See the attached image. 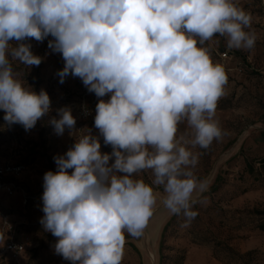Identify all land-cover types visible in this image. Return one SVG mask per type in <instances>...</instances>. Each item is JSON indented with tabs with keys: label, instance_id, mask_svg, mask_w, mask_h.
Masks as SVG:
<instances>
[{
	"label": "clouds",
	"instance_id": "obj_1",
	"mask_svg": "<svg viewBox=\"0 0 264 264\" xmlns=\"http://www.w3.org/2000/svg\"><path fill=\"white\" fill-rule=\"evenodd\" d=\"M217 35L230 49H251L257 40L251 14L236 0H0L6 124L28 131L50 111L48 93L24 86L9 59L41 64L23 42L28 38L53 37L48 47L65 62L60 83L79 77L100 98L94 127L112 151L102 153L88 130L43 177L40 222L71 264H122L125 233L143 234L161 195L157 187L164 207L183 215L185 225L197 215L194 193L207 184L194 175L200 153L193 149L227 134L215 118L228 81L211 56ZM58 117L50 121L55 133L74 134L71 109H59ZM147 170L151 183L138 177Z\"/></svg>",
	"mask_w": 264,
	"mask_h": 264
},
{
	"label": "rangeland",
	"instance_id": "obj_2",
	"mask_svg": "<svg viewBox=\"0 0 264 264\" xmlns=\"http://www.w3.org/2000/svg\"><path fill=\"white\" fill-rule=\"evenodd\" d=\"M236 2L251 14L257 40L251 49H230L226 39L219 35L209 42L213 62L223 65L228 77L225 95L218 101L215 115L227 134L213 141L207 149H193L200 153L194 175L207 184L205 191L194 193V198L197 209L206 213L202 216L203 222L209 223L207 226L216 231L220 240H226L240 254L258 252L256 264H264V232L257 230V219L245 214L216 215L214 211L217 207L225 211H264V0ZM53 39L49 36L43 42L32 38L23 41L31 45L34 55L42 57L39 66L26 67L9 58L24 86L37 93L45 90L51 104L49 113L28 131L19 124H6L5 113L0 110V166L24 165L18 181L26 196L24 202L19 194L7 197L0 193V213L7 223L0 219V244L12 239L21 242L25 249L16 259L7 255L0 257V264H71L55 252L58 238L45 231L40 222L44 216L43 177L47 171H56L54 157L64 155L74 145L69 130L57 135L50 121L59 118L61 108L68 107L73 114L85 86L79 77L72 75L60 83L57 72L63 69L65 62L61 53L48 47V41ZM12 43L14 46L15 42ZM220 53H225L226 58L220 59ZM185 130L186 124H181L180 131ZM91 134L99 137L102 153L112 151L110 145L103 143L98 129L94 127ZM245 162L256 172L252 177L246 173ZM138 177L148 183L153 178L150 170ZM156 191L161 195L143 234L132 237L125 233L122 264L160 263L162 232L173 214L163 205L162 186ZM208 218L212 221H207ZM186 231L187 225H182L176 238L165 240V247L172 251H164L163 255L183 251L182 264H222L212 257L211 245L188 243Z\"/></svg>",
	"mask_w": 264,
	"mask_h": 264
},
{
	"label": "trees",
	"instance_id": "obj_3",
	"mask_svg": "<svg viewBox=\"0 0 264 264\" xmlns=\"http://www.w3.org/2000/svg\"><path fill=\"white\" fill-rule=\"evenodd\" d=\"M79 100L76 101L78 104ZM90 126V127H89ZM89 127V128H88ZM94 128V123L88 124L84 130V134L87 133L88 130H92ZM23 166L21 163L13 164ZM245 170L248 176H253L256 172L252 168V166L245 162ZM254 178H256L254 176ZM18 185L21 187L20 182L18 181ZM22 188V187H21ZM216 189V188H215ZM194 210L197 212V215L194 219L191 220L190 223L187 224V238L188 243L192 245H211V255L214 259L221 262L222 264H256L258 262L259 253L256 251H249L244 254H240L235 251L231 246L227 244L226 240H220L217 237L216 231H213L209 226V223L203 222V217L205 216V212L200 211L194 205ZM216 215H225L231 214L235 216L247 215L249 217H253L257 219L258 225L257 230L260 232H264V211H225L219 207L215 209ZM212 221V219L208 218L207 221ZM185 225V218L183 215H173L171 219L168 221L166 226L163 229L161 241H160V263L159 264H182L184 261V253L183 251H176L174 255H163L164 251L171 252L172 250L168 247H165V240L167 238H176L178 235L179 229Z\"/></svg>",
	"mask_w": 264,
	"mask_h": 264
},
{
	"label": "built area",
	"instance_id": "obj_4",
	"mask_svg": "<svg viewBox=\"0 0 264 264\" xmlns=\"http://www.w3.org/2000/svg\"><path fill=\"white\" fill-rule=\"evenodd\" d=\"M220 59L226 58L225 53L218 54ZM94 93H91L85 87V92L80 96L79 102L73 107V116L76 118L75 129L71 137L73 142L79 135L84 134V130L88 124L94 123L95 108L98 100ZM103 99H109L105 96ZM24 170L23 166L20 165H4L0 166V193L4 196L11 197L15 194L21 195L23 201L26 202V196L23 189L18 185V178ZM0 219L3 220L6 225V218L0 213ZM24 245L21 242L11 240H5L0 244V257L9 256L10 258L16 259L17 256L24 252ZM16 261V260H15Z\"/></svg>",
	"mask_w": 264,
	"mask_h": 264
},
{
	"label": "bare ground",
	"instance_id": "obj_5",
	"mask_svg": "<svg viewBox=\"0 0 264 264\" xmlns=\"http://www.w3.org/2000/svg\"><path fill=\"white\" fill-rule=\"evenodd\" d=\"M150 259H152V256H149Z\"/></svg>",
	"mask_w": 264,
	"mask_h": 264
}]
</instances>
